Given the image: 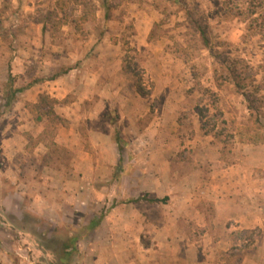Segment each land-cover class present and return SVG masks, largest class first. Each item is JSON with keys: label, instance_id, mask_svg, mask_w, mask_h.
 I'll list each match as a JSON object with an SVG mask.
<instances>
[{"label": "rangeland", "instance_id": "rangeland-1", "mask_svg": "<svg viewBox=\"0 0 264 264\" xmlns=\"http://www.w3.org/2000/svg\"><path fill=\"white\" fill-rule=\"evenodd\" d=\"M52 79L58 97L18 102V88ZM13 112L45 127L33 136L29 125L16 157ZM53 112L104 115L82 119L73 148L54 141ZM95 129L119 132L121 161L109 163ZM216 181L230 196L248 198L257 183L264 192V0H0V264H193L160 258L206 231L189 227L185 207ZM222 213L200 264H250L264 229ZM94 219L105 223L95 230Z\"/></svg>", "mask_w": 264, "mask_h": 264}, {"label": "crops", "instance_id": "crops-1", "mask_svg": "<svg viewBox=\"0 0 264 264\" xmlns=\"http://www.w3.org/2000/svg\"><path fill=\"white\" fill-rule=\"evenodd\" d=\"M58 85L59 82H57L56 79H52V81H44V82H37L31 84L25 89H21L19 92L16 93L17 95L19 94L21 95V98H18V102L25 101V103L26 102L35 103L38 101L40 96L44 94L46 91L51 92L54 97H58L59 94L55 92L56 89H59ZM95 92H97V90H95ZM23 113L25 114L27 112H13L15 123L10 127L8 142L10 145V152H11L10 155H14V157H16V155L19 154L18 151L21 150L18 142L21 137H24V134L26 135L27 132L25 133V131L29 130V125H31L30 127H32V130H30V134L33 136L38 135L40 132L44 131L45 129L44 127L43 130H40L38 124H36L35 119H33L32 124L21 122V120L24 119L22 117ZM54 113L60 116L64 120L63 122L58 120V124H56V130H58L57 131L58 138L54 139V141L56 143H60L67 147H73V148H74L75 139L80 132V126L82 125L81 122L82 121L84 122V120L82 119L89 118L94 123V125H96L98 123L99 124L101 123L100 122V120L102 119L101 117L102 115H104L102 114V112H54ZM129 114H131L133 118L136 119V120L132 119L134 123L139 119V117H141L138 116L139 112H129ZM105 123L107 125H110L108 121H105ZM94 131L97 134V136H95L96 140H101V141L104 140V142H108L110 153H112L111 160L109 161V163L116 164L118 161H121L120 156H118L119 147L116 141L113 139L112 134L102 133L103 131H99V129H95ZM41 144L44 146L45 149L48 148L47 144L42 143V141L39 142V145ZM94 145H100V147H102L103 144H94ZM38 149H42V148L39 147ZM85 158L92 159V156L89 155H87L86 157L74 156L72 161L74 164L75 163L80 164L82 160ZM237 178L238 181L243 180V177H241V175L236 177V179ZM211 184L213 183L211 182ZM215 184H216L215 188H213L214 192H212L209 196L206 194L202 195V193L198 194L193 192L189 199L190 202L187 201L186 202L187 205L185 207V211L188 214L184 215V219H185L184 221L189 224V227L195 229V227H198V225H200L201 229L204 228L206 229V231L203 233V235H200L197 239L189 240L188 238L186 244L189 246L188 248H185L184 252L180 251L179 249H172V251L169 250V252H167L164 256L160 258L163 259L162 263H164V260L165 261L176 260V262L182 261V263L190 262L193 264H197V263L200 264V261L201 262L203 261L202 259L204 258L203 256L206 257L208 254L209 228L212 227V224L214 223L217 225L220 222L226 221L224 219L225 218L224 214L222 213L224 211H227L228 214L230 213L229 214L230 216L227 219H234L238 223V226H236L235 228L240 227L242 229H254L257 226H260L264 229V204H261L262 199H264V192H262L261 188L258 187L260 183H257L253 186L254 188V191L252 192L253 195L248 198L244 196L241 197L240 190L234 191L237 192L236 195L233 196L227 195L224 193V191H222L224 183H218V181H216ZM212 186L213 185H210L211 188ZM140 199L138 201H129V202L130 203L139 202ZM203 199H205L204 202ZM209 199L212 202L211 206L214 208V212L217 215L216 220L215 219L210 220L209 218L210 210L209 209L207 210L202 205L205 202L209 203ZM241 201L245 202V204L242 203ZM225 204L227 205L225 206ZM138 213H140V211H138ZM135 219L136 222L139 223L140 225L146 223L145 218H142L141 215L137 216ZM92 221L93 220H91V222ZM94 221L96 222V225L93 227L95 230L100 229L101 226L104 225L105 223L104 220L98 221L94 219ZM167 222H163V223L166 224ZM156 224L159 225L158 223ZM172 224L176 225V222L172 221ZM149 225L155 226V221H151ZM226 228L233 229L230 227H226ZM184 239L187 238L184 237ZM170 243H175V241L174 242L170 241ZM220 243L221 242L218 239L215 242L213 241L212 248H215V246L219 247ZM246 260H248L250 264H261L262 262H264V233L261 241L257 242L253 246V249L250 250V254H248V256L245 257L244 261Z\"/></svg>", "mask_w": 264, "mask_h": 264}, {"label": "trees", "instance_id": "trees-1", "mask_svg": "<svg viewBox=\"0 0 264 264\" xmlns=\"http://www.w3.org/2000/svg\"><path fill=\"white\" fill-rule=\"evenodd\" d=\"M199 30H200V33L202 35V38H203V41L205 43V45L207 46H210V37L207 33V30H206V27L205 26H199ZM55 77V76H54ZM137 86V91L138 93L141 95V96H146L149 94V90H147L145 88V85L142 83V82H138L136 84ZM22 89V88H21ZM20 88H18L15 93L19 92L21 90ZM43 98V96L41 97V99ZM53 114L56 116V118L59 120V121H64L60 116L56 115L54 112ZM205 115L201 113V117L203 118ZM203 130L206 132V133H211V131L213 130H208L205 128V126L202 127ZM115 141L116 143L118 144V147H119V151H121V142H122V139L120 137V134L119 132L116 134V138H115ZM140 198H137L135 200H130V201H138ZM167 198H163V199H160V198H154V199H151V201H165ZM96 225V222L93 220L91 223H90V227H94ZM79 239V237L77 236H74L72 238L69 239V241L67 242H63V245H62V250H63V256L61 257V262L64 263L67 258H69V256L73 253L74 249L77 247V240Z\"/></svg>", "mask_w": 264, "mask_h": 264}]
</instances>
